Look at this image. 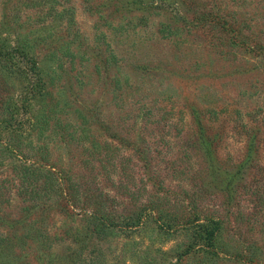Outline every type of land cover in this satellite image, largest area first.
<instances>
[{
  "label": "rangeland",
  "instance_id": "1",
  "mask_svg": "<svg viewBox=\"0 0 264 264\" xmlns=\"http://www.w3.org/2000/svg\"><path fill=\"white\" fill-rule=\"evenodd\" d=\"M0 39V264H264V0H0Z\"/></svg>",
  "mask_w": 264,
  "mask_h": 264
},
{
  "label": "trees",
  "instance_id": "2",
  "mask_svg": "<svg viewBox=\"0 0 264 264\" xmlns=\"http://www.w3.org/2000/svg\"><path fill=\"white\" fill-rule=\"evenodd\" d=\"M18 49H17V47H11V46L7 45V43H5V42L4 43L1 42V39H0V57H4V55H7V56L14 55V53H17ZM2 54H4V55H2ZM22 54H23V56L27 55V54H25V52L22 53ZM30 60H31L30 61L31 64L33 66H36L37 62L34 59H30ZM30 83H31V86L34 89L44 88V86L46 84L44 79L42 78V76H39L38 73H37V75H35V77H33L31 79ZM1 244L2 243H0V252L4 251L5 249H9L10 248V247H8L6 245H1Z\"/></svg>",
  "mask_w": 264,
  "mask_h": 264
}]
</instances>
